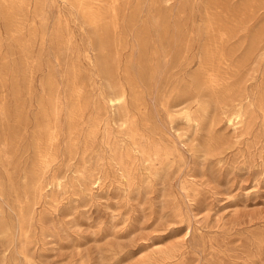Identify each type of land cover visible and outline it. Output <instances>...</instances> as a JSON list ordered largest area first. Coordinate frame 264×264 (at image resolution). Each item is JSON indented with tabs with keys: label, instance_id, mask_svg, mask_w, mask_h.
Here are the masks:
<instances>
[{
	"label": "rangeland",
	"instance_id": "obj_1",
	"mask_svg": "<svg viewBox=\"0 0 264 264\" xmlns=\"http://www.w3.org/2000/svg\"><path fill=\"white\" fill-rule=\"evenodd\" d=\"M0 264H264V0H0Z\"/></svg>",
	"mask_w": 264,
	"mask_h": 264
},
{
	"label": "bare ground",
	"instance_id": "obj_2",
	"mask_svg": "<svg viewBox=\"0 0 264 264\" xmlns=\"http://www.w3.org/2000/svg\"><path fill=\"white\" fill-rule=\"evenodd\" d=\"M127 98V92L126 90H124L120 95H118L116 98L112 99V102L113 104H116V103H122L126 100ZM235 119H241V115L240 114H237L235 115V117L233 119H230V123L235 120ZM234 123V122H232ZM234 129V128H233ZM154 146V145H153ZM49 165V164H48ZM7 206V205H6Z\"/></svg>",
	"mask_w": 264,
	"mask_h": 264
}]
</instances>
